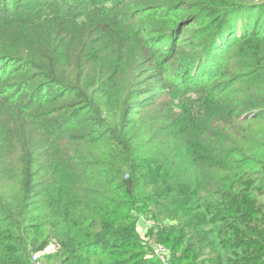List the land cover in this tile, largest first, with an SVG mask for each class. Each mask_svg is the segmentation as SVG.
Segmentation results:
<instances>
[{
  "label": "trees",
  "instance_id": "16d2710c",
  "mask_svg": "<svg viewBox=\"0 0 264 264\" xmlns=\"http://www.w3.org/2000/svg\"><path fill=\"white\" fill-rule=\"evenodd\" d=\"M5 169L0 264H264V0H0Z\"/></svg>",
  "mask_w": 264,
  "mask_h": 264
},
{
  "label": "built area",
  "instance_id": "2783aa9c",
  "mask_svg": "<svg viewBox=\"0 0 264 264\" xmlns=\"http://www.w3.org/2000/svg\"><path fill=\"white\" fill-rule=\"evenodd\" d=\"M141 222L145 224V226H151L153 223L150 219H140ZM144 228V227H143ZM142 228V229H143ZM143 236V235H142ZM146 239L145 237H143ZM152 255L158 259L161 264H173L170 260V251L169 248L161 243H154L150 244ZM39 254H35L33 259H36Z\"/></svg>",
  "mask_w": 264,
  "mask_h": 264
},
{
  "label": "rangeland",
  "instance_id": "374dc122",
  "mask_svg": "<svg viewBox=\"0 0 264 264\" xmlns=\"http://www.w3.org/2000/svg\"><path fill=\"white\" fill-rule=\"evenodd\" d=\"M5 175H6V178L0 174V192L2 194H8V193H11V191L13 190V187H14V183H15V177H14V173L10 174L8 172L7 169H5ZM145 219V218H143ZM145 224L142 222L139 224V227H138V230H140L141 232L144 231V227ZM143 228V229H142ZM144 233V232H142ZM143 237H146V236H142L141 238ZM151 240L153 241V238H151ZM149 241L150 243H152V241ZM54 246H52V244L50 246H48L45 250H44V254L43 255H47L46 253L50 252V251H53ZM42 255V256H43ZM174 264V263H173Z\"/></svg>",
  "mask_w": 264,
  "mask_h": 264
}]
</instances>
